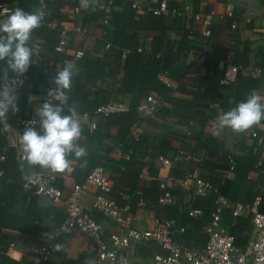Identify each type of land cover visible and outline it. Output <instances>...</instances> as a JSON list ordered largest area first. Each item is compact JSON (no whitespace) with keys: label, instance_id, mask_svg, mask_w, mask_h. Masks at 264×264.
<instances>
[{"label":"crops","instance_id":"obj_1","mask_svg":"<svg viewBox=\"0 0 264 264\" xmlns=\"http://www.w3.org/2000/svg\"><path fill=\"white\" fill-rule=\"evenodd\" d=\"M103 1L47 0L43 8L40 0H0L12 5L14 10L44 9L47 12L29 41L33 49L32 88L25 90L17 101L18 110L10 111L11 122L21 125L23 117H39V109L45 100L51 99L50 91L56 89L55 76L64 68L65 59L72 61L75 73L71 87L64 90L68 100L75 97L77 87L86 82L85 59L100 60L104 69L112 74L90 83L84 91L90 98L102 92L110 100H127L132 108L102 117L95 129L88 122L82 125L76 144L83 147L85 153L80 157L75 151L68 155L71 166L62 173L56 172L57 184L69 194L96 165H103L112 180L113 197L120 205L118 198L125 202L121 206H128L136 226L148 228L156 219L175 218L188 228L177 240L197 247H202L206 241L203 225L209 220L218 198L223 197L226 203L223 220L230 226L236 243L246 246L253 233L250 207L256 206L264 212V119L251 126L260 133L259 137L252 138L251 127L235 132L219 127L217 118L254 91L264 99V75L250 78L240 74L234 83H220L227 65L250 64L264 68V0H167L171 6L182 10L180 15H154L149 6L161 0H148V6L139 12L125 1L117 0L119 8L108 23L104 20L106 12L99 8ZM76 6L80 7L79 12L74 10ZM210 10L232 11L234 16L214 18L211 47L205 61L196 63L203 52L204 36L202 24L192 12ZM77 25L85 31L75 32ZM62 29L68 31L69 44L64 52H59L57 45ZM117 31L124 33L125 38L114 42L111 37ZM80 48L85 50V55L76 58L75 53ZM124 53L138 55V68L152 69V76L146 80L135 76L125 89L127 58ZM35 56H39L37 62L33 61ZM188 69L189 76L186 75ZM5 70L6 63L0 61V76ZM13 73L9 70V79ZM160 74L176 82L175 90L160 81ZM149 93L162 95L165 104L156 115L143 117L135 106ZM71 108V112L66 111L64 105V113L80 112ZM12 147L11 151L18 156V148ZM3 150L6 147L0 146V153ZM176 155L180 157L171 166L159 160V156ZM125 161L131 163L132 172L118 186L117 181L127 171ZM233 161L235 168L231 169ZM19 167L23 168V164ZM194 170L212 181L214 190L208 195H193L178 185L182 176ZM20 179V174L13 172L6 181L20 184ZM163 181L173 194L171 203L159 201V184ZM98 192L96 186H90L82 202L88 214L112 230L114 223L92 210ZM193 207L202 208L204 217H191L188 212ZM235 210L239 213L235 214ZM65 215L62 202L21 186L9 208L10 217L5 221L0 219V249L11 241L16 243L12 250L0 255V264H35L31 247L42 243ZM156 252L165 253L154 242H133L128 248L130 264H151ZM46 264H98L96 243L75 228L55 240L53 255Z\"/></svg>","mask_w":264,"mask_h":264},{"label":"built area","instance_id":"obj_2","mask_svg":"<svg viewBox=\"0 0 264 264\" xmlns=\"http://www.w3.org/2000/svg\"><path fill=\"white\" fill-rule=\"evenodd\" d=\"M47 0H40L41 5L45 6ZM135 11L139 12L146 6L148 0H123ZM99 8L106 12L105 22L112 19V14L116 13L119 6L117 0H104L99 4ZM190 11L189 6L186 8ZM13 6L0 2V21L1 19L13 11ZM76 12L80 11V7L76 6ZM149 10L154 15L164 14H182V10L171 6L167 0H161L156 5L149 6ZM43 21L47 12L42 9ZM194 18L202 24L201 33L204 36L203 52L198 56L196 63L205 61L206 55L211 47V38L213 35L214 18H224L226 15L234 16L232 11L220 13L216 10L209 12H192ZM264 21V12L262 14ZM233 26H237V22H233ZM75 32H84L85 30L77 25ZM67 29L61 30V37L57 45V51L64 52L69 44L67 38ZM85 55V50L80 48L75 53L76 58ZM126 56V53H124ZM39 56H35L34 62H37ZM66 61H70L65 59ZM31 66L23 75L18 76L13 73L11 79H16L17 84L15 92L17 101L21 98L23 92L28 88H32ZM247 75L250 78H259L264 75V68L261 66L250 64H234L227 65L223 70L220 83H234L238 81L239 75ZM186 75H191L190 69L186 70ZM160 81L169 88L175 90L177 84L166 75H159ZM165 104L162 95L149 93L138 102L135 106L137 113L143 117L156 115L161 111ZM132 104L129 101L109 100L100 104L93 111H83L70 114L74 116L82 125L88 122L92 129H95L102 117L108 116L116 112L129 111ZM11 111V110H10ZM10 111L8 113H0V132L6 137L10 146L18 148L19 161H24L25 153L21 146V136L26 127H34L40 124V118L23 117L21 125L11 122ZM252 138L259 137L260 133L256 127H251ZM180 155L174 157L159 156V160L163 165L171 166ZM6 155L0 153V160H5ZM231 169L235 168V161L231 163ZM2 171H0V175ZM58 175L51 169H43L38 171L27 172L24 176L22 188L33 190L38 194H44L52 198L55 202H62L65 206V218L63 221L51 231L47 238L40 244L31 247L34 254L35 264H46L52 257L55 249V240L64 235L71 233L75 228L80 229L96 243V262L98 264H130L128 248L133 242L151 241L158 244L165 253L156 252L151 260V264H264V212L256 206L250 207L252 210V227L253 233L246 246L236 244L235 235L232 233L230 226L223 220V211L226 205L223 197H219L212 211L209 220L203 225V231L206 234V241L202 247L189 246L182 244L177 240L178 236L187 232V225L180 224L175 218L156 219L155 223L148 228H141L134 224L133 215L129 212L128 206H121L112 195V180L103 165H96L86 176L83 182L73 186L72 191L66 194L64 189L58 184ZM96 186L99 192L93 202L92 210L98 211L102 216L115 225V228L108 230L107 226L95 216L86 212V207L82 202L83 194L90 186ZM178 185L184 192L205 196L214 190L212 181L201 176L196 170L187 172L180 180ZM161 194L159 201L161 203H171L173 194L169 190L166 182L160 183ZM191 217H204V210L200 207H193L189 210ZM239 210H235L238 214ZM14 241L9 242L0 249V253L4 254L15 247Z\"/></svg>","mask_w":264,"mask_h":264},{"label":"clouds","instance_id":"obj_3","mask_svg":"<svg viewBox=\"0 0 264 264\" xmlns=\"http://www.w3.org/2000/svg\"><path fill=\"white\" fill-rule=\"evenodd\" d=\"M42 21V11L26 12L17 8L0 22V61L6 63V70L0 76V113L18 110L15 92L17 80H10L8 73L11 70L21 76L31 66L33 49L29 41L33 30L39 28ZM74 74L72 63L66 61L64 68L55 76L56 89L50 91L51 99L45 100L39 109V129L29 126L22 133L21 146L29 165L62 173L71 166L68 159L70 153L75 151L77 157L85 153V149L76 144L82 134L80 122L63 110L68 103L64 90L71 87ZM53 100L59 103H53ZM217 119L219 127L243 132L264 119V99L254 91ZM59 247L57 244L56 248Z\"/></svg>","mask_w":264,"mask_h":264},{"label":"trees","instance_id":"obj_4","mask_svg":"<svg viewBox=\"0 0 264 264\" xmlns=\"http://www.w3.org/2000/svg\"><path fill=\"white\" fill-rule=\"evenodd\" d=\"M124 36H125L124 33L122 34V32L117 31L112 35L111 39L114 42H119L120 40H123L122 38H125ZM126 58H127L125 64L126 80L125 83L123 84L125 86V89L129 88L130 80L135 76L140 77L144 80L152 76V69H147V67L145 66L142 69L138 68L140 64V57L138 55L134 53L131 54L128 53ZM85 71H86V82L79 85L77 87L76 96L68 100V103L65 105L66 111L69 109V107H74L76 110L80 112L93 111L100 104L110 100L109 98L107 99L106 94L102 92H96L93 98H90V96H88L84 90L86 86L89 85L90 83L91 84L95 83L98 79H103L105 75L112 74V72H107L104 69L103 63L100 60H95L91 58L85 59ZM39 126L40 124L34 127L39 129ZM0 146L6 147V150H3L6 155V158L5 160H0V171H3V174L0 175V219L5 221L6 218L9 216V208L13 205L15 195L21 189L25 174L29 171H38V170H43L45 168H42L39 165H29L26 159L20 162L18 156L11 151L10 145L7 146V139L1 132H0ZM20 163L23 164V168L19 167ZM125 164L127 167V171L124 172L123 178L117 181V185L119 183L118 186L121 185L124 179H128L130 177L129 174H131L132 172V166L130 165L131 163L129 161H125ZM13 172L16 174H20L21 177L20 184H14L12 181L9 182L6 181L8 174ZM128 175L129 177H127ZM118 200L121 203V205L125 203L122 201L121 198H118ZM0 255L3 254L0 253Z\"/></svg>","mask_w":264,"mask_h":264},{"label":"water","instance_id":"obj_5","mask_svg":"<svg viewBox=\"0 0 264 264\" xmlns=\"http://www.w3.org/2000/svg\"><path fill=\"white\" fill-rule=\"evenodd\" d=\"M12 149H16V148L13 146Z\"/></svg>","mask_w":264,"mask_h":264}]
</instances>
